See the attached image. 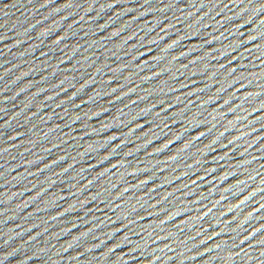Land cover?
<instances>
[{"label": "water", "instance_id": "obj_1", "mask_svg": "<svg viewBox=\"0 0 264 264\" xmlns=\"http://www.w3.org/2000/svg\"><path fill=\"white\" fill-rule=\"evenodd\" d=\"M0 264H264V0H0Z\"/></svg>", "mask_w": 264, "mask_h": 264}]
</instances>
